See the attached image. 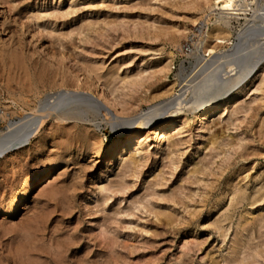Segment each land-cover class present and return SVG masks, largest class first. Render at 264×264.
<instances>
[{
    "label": "rangeland",
    "instance_id": "obj_1",
    "mask_svg": "<svg viewBox=\"0 0 264 264\" xmlns=\"http://www.w3.org/2000/svg\"><path fill=\"white\" fill-rule=\"evenodd\" d=\"M205 4L0 0V128L7 129L3 112L16 122L31 112L22 99L34 106L61 90L93 93L100 102L112 91L125 115L171 97L181 77L198 70L192 50L202 53L217 26ZM232 25L236 36L239 23ZM263 80L202 124L186 110L185 133L169 144L158 145V127L145 129L144 162L122 171L106 172L126 136L105 116L65 120L57 146L49 137L56 120L47 117L46 131L31 139L36 151L0 157V264H264ZM44 166L50 169L37 175ZM26 180L32 190L8 212ZM239 188L243 196L235 195Z\"/></svg>",
    "mask_w": 264,
    "mask_h": 264
},
{
    "label": "bare ground",
    "instance_id": "obj_2",
    "mask_svg": "<svg viewBox=\"0 0 264 264\" xmlns=\"http://www.w3.org/2000/svg\"><path fill=\"white\" fill-rule=\"evenodd\" d=\"M205 3V8L217 16L218 23L217 26L215 25L216 27L214 26V28L206 34L201 48L203 52L201 53L199 51L198 46H196L195 50H192V55L196 59L193 69L195 71L198 66L199 68H197L198 70L196 69L197 71H195L193 75L191 74V77L189 74L181 77L182 80L180 83H182L183 86L180 87L178 92L165 100L141 109V111L135 115H125L117 108L119 103L116 102L117 97H115L116 95L114 96L112 91L109 93L111 95L104 96V102L98 101L100 98H97L92 92L91 95L90 93L76 90H61L57 93L58 96L55 99H39L34 103V106L31 105L32 100L24 98L21 104L31 109V112L26 114L20 113L19 122L8 117L6 112H3L1 115V119L6 123L7 129L0 128V157H6L7 152L14 149L21 153L25 152V154H29L31 150L36 151L37 146L35 147L34 144L36 140L32 142V136L34 137L37 133L39 134V132L45 128L46 121L48 120L47 117L51 115H53V119L56 120V122H54V127L56 126L57 131L53 127V130L56 132L52 131L51 134L49 133V137L56 143V140H58V133L62 135L63 132L61 131H68L60 127L65 123V120L67 121V119L70 118H74V120L84 119L85 116H83V114L91 112L93 115L105 116L110 122L109 124L116 128L119 136H126L125 140L121 143L117 142L113 157L108 161L107 167L105 166L106 172L108 173L112 169H119L122 171L124 169L123 166L129 163L131 164H129L130 166L134 165L133 167L138 168L141 166L140 164L144 162L142 161L143 159L140 160L143 158V154L146 155L143 150V144L149 139L151 134L144 132L145 129L158 127L154 132L159 139L158 145H160L163 140H166V143L168 141L169 144L171 143L172 135L177 136L178 134L185 133V127H187L189 121L183 116L186 110H191L195 113L194 119H191V121L197 124L204 123L205 119L215 110H221L223 113H226L229 110V106L232 105V102L234 104L236 103L234 102L235 99L241 96L244 97L243 95L250 89L249 85L264 77V0H205ZM194 20L196 21V18H194ZM233 20L239 23L236 36H231L230 33V29L233 27ZM249 33L254 34L253 39H247ZM218 47H221V49L217 51L216 49ZM78 77L80 80V76ZM188 77L190 78L188 79ZM13 101L14 103L18 102L16 100ZM18 105L20 104L18 103ZM11 112V114H14L15 110ZM52 126L50 124V129ZM70 126L67 127L69 128ZM60 128L63 130L58 131ZM172 130H174L175 134L173 132V134L169 135ZM198 130L199 129H197V131ZM66 133L68 134V132ZM49 134H47V136ZM67 134H65V137ZM78 134L76 131V135ZM196 134L199 135L198 133H195V135ZM68 135H70V133ZM73 135L75 134L72 133V136ZM80 136L84 135L81 134ZM174 136L172 138H175ZM61 137L62 136H60V138ZM84 137H79V140H81V138L84 139ZM64 138H61V141L65 142L66 139L64 140ZM69 139L70 141L73 140H71L70 137ZM76 139L78 140V138ZM38 140L41 143L42 140ZM79 140L76 141V143L79 142ZM177 140L178 139H176V141L174 140L175 142L173 141L174 144H172V146L176 144ZM182 140L181 142L183 143ZM213 140L216 141L217 139ZM66 141H68V139ZM214 141H212V144L216 143ZM58 142L60 141L58 140ZM68 143H64V146ZM178 143L180 144V139L176 146L179 145ZM43 145L44 144L38 147L41 148L42 146L43 148ZM71 145L72 144L67 146L71 147ZM73 145L76 144L74 143ZM53 146H55L54 143ZM60 146L61 144L58 147ZM63 148L65 149V147ZM78 148L81 149V147ZM48 149L49 148H46L43 151L49 152ZM65 151L66 150H64V152ZM21 153L19 154L21 155ZM58 153L56 156L60 155H58ZM140 161L141 163L139 164L138 162ZM54 163H57V161H54ZM137 164H139V166ZM129 165L128 167L126 166L128 169ZM136 165L138 167H136ZM49 167L50 166L42 167L37 175L46 173L47 170L50 169ZM135 168L132 170L134 172L131 171L132 174L135 173V170L138 173L139 169L137 170ZM31 185L32 183L30 181L26 180L23 182L20 193L15 194L16 196L12 199L14 202L8 208V212L14 211L17 204L28 196ZM258 192L259 196L257 193V198L262 197L263 194L260 196V191ZM236 193L242 194L244 191L239 188L235 191V195H237ZM238 197L239 196H237V199ZM215 206L216 205H214V207Z\"/></svg>",
    "mask_w": 264,
    "mask_h": 264
},
{
    "label": "built area",
    "instance_id": "obj_3",
    "mask_svg": "<svg viewBox=\"0 0 264 264\" xmlns=\"http://www.w3.org/2000/svg\"><path fill=\"white\" fill-rule=\"evenodd\" d=\"M254 38V34L253 33H249L248 35H247V39H253Z\"/></svg>",
    "mask_w": 264,
    "mask_h": 264
}]
</instances>
